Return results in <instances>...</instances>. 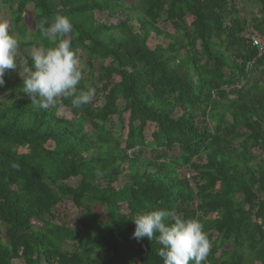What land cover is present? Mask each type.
<instances>
[{"label": "trees", "instance_id": "obj_1", "mask_svg": "<svg viewBox=\"0 0 264 264\" xmlns=\"http://www.w3.org/2000/svg\"><path fill=\"white\" fill-rule=\"evenodd\" d=\"M252 2L246 21L238 0H0L21 41L0 87V264H163L155 239L132 237L157 207L204 223L205 264H264V55L250 41L264 45V0ZM56 14L73 24L78 90L96 89L80 109L37 110L11 75Z\"/></svg>", "mask_w": 264, "mask_h": 264}, {"label": "clouds", "instance_id": "obj_2", "mask_svg": "<svg viewBox=\"0 0 264 264\" xmlns=\"http://www.w3.org/2000/svg\"><path fill=\"white\" fill-rule=\"evenodd\" d=\"M47 45L40 43L30 49L31 65L24 68L23 92L37 110H48L59 105L61 99L71 100L73 108L80 109L92 103L96 89L78 90L85 66L72 46L73 24L69 17L56 14L51 23L47 19L38 25ZM20 39L11 31L7 20H0V87L5 84L6 70L17 68ZM99 174V172L97 173ZM135 230L132 237L137 241L147 237L161 246L157 255L163 264H205L211 242L199 218L154 208L132 219Z\"/></svg>", "mask_w": 264, "mask_h": 264}, {"label": "rangeland", "instance_id": "obj_3", "mask_svg": "<svg viewBox=\"0 0 264 264\" xmlns=\"http://www.w3.org/2000/svg\"><path fill=\"white\" fill-rule=\"evenodd\" d=\"M125 1L131 2V0H125ZM237 8L240 12L241 17L244 18L246 21H249L251 14H254L256 12V7H255V4L252 2V0H238ZM95 17L97 19H100L99 21H102L104 19L103 15H98L97 13H96ZM0 20H7L9 22L8 11L4 8H0ZM22 21H23L25 28H26L25 40L28 41L31 39V33L34 32V30H35V23H34L32 6H30V5L27 6L25 13L22 15ZM190 21H191L190 19H187V23H189ZM9 24H10V22H9ZM158 27L162 31H166L168 33H173L172 28L169 25H166L162 22L158 23ZM155 44H157V40H155V39H153V37H151V39L148 40L149 48L152 49L155 46ZM31 48L32 47H26V48H24L23 51H21V53H19L20 69L17 72L12 73L11 74L12 77H15V76L22 77L21 75L24 74V70L21 68V66H23V64H24L23 57L24 56L30 57L29 53H30ZM20 73H21V75H20ZM57 114L59 116L65 117V118H70L69 113H67L63 108H59L57 111ZM126 117H127V115L123 116V118H125V119H126ZM149 133H150V130H148L146 133L147 137L149 136ZM76 183H77V180L75 179V180L71 181L69 185L75 186ZM65 209H66V214L68 215L69 218L75 214V209L71 205H66ZM11 264H23V262L21 260H17V261H13Z\"/></svg>", "mask_w": 264, "mask_h": 264}, {"label": "built area", "instance_id": "obj_4", "mask_svg": "<svg viewBox=\"0 0 264 264\" xmlns=\"http://www.w3.org/2000/svg\"><path fill=\"white\" fill-rule=\"evenodd\" d=\"M251 45L255 48L257 56L260 57L264 55V45L255 37H250Z\"/></svg>", "mask_w": 264, "mask_h": 264}]
</instances>
